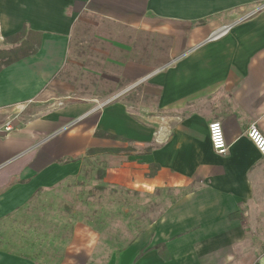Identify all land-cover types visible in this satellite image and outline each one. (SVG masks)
Listing matches in <instances>:
<instances>
[{
    "label": "crops",
    "instance_id": "obj_1",
    "mask_svg": "<svg viewBox=\"0 0 264 264\" xmlns=\"http://www.w3.org/2000/svg\"><path fill=\"white\" fill-rule=\"evenodd\" d=\"M255 2L0 0V49L23 28L42 34L37 55L0 73V222L104 156L110 188L178 197L109 264H264L248 227L264 212V158L248 138L253 125L264 135V16L197 49L227 25L214 15ZM0 264L36 263L0 250Z\"/></svg>",
    "mask_w": 264,
    "mask_h": 264
},
{
    "label": "rangeland",
    "instance_id": "obj_2",
    "mask_svg": "<svg viewBox=\"0 0 264 264\" xmlns=\"http://www.w3.org/2000/svg\"><path fill=\"white\" fill-rule=\"evenodd\" d=\"M262 15L264 0L214 15L228 18V23L197 49ZM105 158L88 161L80 179L40 192L21 214L0 222V250L36 264H109L117 259L178 197L168 189L152 194L110 188L104 183ZM248 227L254 228L264 251V212L249 219Z\"/></svg>",
    "mask_w": 264,
    "mask_h": 264
},
{
    "label": "trees",
    "instance_id": "obj_3",
    "mask_svg": "<svg viewBox=\"0 0 264 264\" xmlns=\"http://www.w3.org/2000/svg\"><path fill=\"white\" fill-rule=\"evenodd\" d=\"M4 45L11 46L10 49H0V73L12 65L21 62L25 59L37 55L42 46V34L37 32L28 31L27 28H23L19 33L7 37L4 40ZM96 138L99 139H113L125 142V140L109 136L104 132H97ZM118 153L123 150H118ZM100 154H109L108 149H91L88 151V156H96ZM105 178V173L102 175V179Z\"/></svg>",
    "mask_w": 264,
    "mask_h": 264
},
{
    "label": "built area",
    "instance_id": "obj_4",
    "mask_svg": "<svg viewBox=\"0 0 264 264\" xmlns=\"http://www.w3.org/2000/svg\"><path fill=\"white\" fill-rule=\"evenodd\" d=\"M14 130V121L6 124L5 131L10 133ZM209 138L211 146L216 155L226 157L230 152V147L227 143L225 131L222 123L215 121L209 125ZM248 138L259 151L262 158H264V135L259 129L253 125L248 131Z\"/></svg>",
    "mask_w": 264,
    "mask_h": 264
},
{
    "label": "water",
    "instance_id": "obj_5",
    "mask_svg": "<svg viewBox=\"0 0 264 264\" xmlns=\"http://www.w3.org/2000/svg\"><path fill=\"white\" fill-rule=\"evenodd\" d=\"M134 87H136V86H134ZM134 87H133V88H134ZM108 104H109V102H108V103H106L105 105H108Z\"/></svg>",
    "mask_w": 264,
    "mask_h": 264
}]
</instances>
